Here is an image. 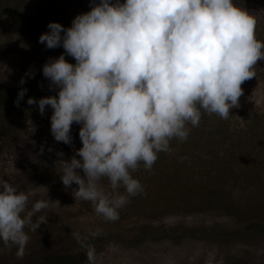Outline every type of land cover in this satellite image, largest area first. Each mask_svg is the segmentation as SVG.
<instances>
[{"label": "clouds", "instance_id": "9594fccd", "mask_svg": "<svg viewBox=\"0 0 264 264\" xmlns=\"http://www.w3.org/2000/svg\"><path fill=\"white\" fill-rule=\"evenodd\" d=\"M257 23L236 0H93L69 27L49 22L39 42L65 52L42 71L58 95L29 96L27 103L42 115L51 106L57 141L71 144L72 124L81 125L82 147L58 160L63 184L78 185L75 199L118 220L130 197L145 191L133 176L141 163L151 169L159 153L172 150L173 139L188 138L189 124L199 126L203 112L227 119L239 105L242 83L256 77L255 66L264 61ZM26 91H19L17 104ZM32 195L0 177V241L17 246V257L25 253L29 231L48 219L37 214L49 201L29 207ZM102 231L97 227L91 236ZM72 235L83 239L79 231ZM86 254L95 264V248Z\"/></svg>", "mask_w": 264, "mask_h": 264}, {"label": "rangeland", "instance_id": "374dc122", "mask_svg": "<svg viewBox=\"0 0 264 264\" xmlns=\"http://www.w3.org/2000/svg\"><path fill=\"white\" fill-rule=\"evenodd\" d=\"M61 1L71 23L77 14L89 11L93 6V0ZM94 2L99 3V0ZM245 4L246 9L258 17L256 36L264 41V0H248ZM19 23L20 19L17 20L11 12L0 11V96L4 92L17 93L26 88V99L32 95L38 100L45 94V85L42 81L43 65L65 50L62 46L48 48L45 43L41 45L15 43L12 44V48H4L7 37L19 36L17 31ZM65 59L75 63V58L71 55L65 54ZM255 70L256 77L244 81L241 85L243 93L239 97V105L230 110L231 130L245 126L253 113L264 112V61H258ZM30 73H34V76ZM22 77L26 78L25 83H21ZM38 110L36 108L32 111L33 113L20 124L19 130L28 140L27 146L30 145V149H34L35 143L39 141L36 147L44 151L51 148L46 146L47 140H40L39 134L44 131V126ZM194 139L195 137H191L189 141H177L185 150L180 151L182 155L180 159L186 160L188 165L196 164L194 156L198 153V146ZM175 144L171 146L172 152L177 149V143ZM59 153L54 150L48 153V167L51 172L48 175L52 174L51 176H32L17 183L16 180L12 181L18 190L34 193L30 197L29 207L38 199L49 201V207L37 214L46 215L48 219L33 233L32 241L27 243L23 257H17V246L1 245L0 262L8 264L37 262L49 254L67 249L70 240L75 238L73 232L79 231L83 238L100 227L102 232H108L113 237L111 242L96 250L95 264H264L263 238L223 242L207 230L208 227L215 225L220 228L232 225L231 216L219 210L202 212L157 210L153 213H143L144 207H137L135 205L137 202L133 204L128 202L120 209L118 220H106L95 212L91 201L75 199L73 190L78 185L63 184L59 174L61 164L58 160L70 159L72 155L63 153L61 157ZM9 159L11 157L7 155L0 158V175L8 176L9 173L15 172V165L13 168ZM142 165L141 163L133 172L135 178L146 179ZM168 227L174 229L173 233L167 232ZM138 232H142V239L134 238ZM123 235L126 237L124 241L121 240ZM80 241L76 239V242ZM86 264H89V261Z\"/></svg>", "mask_w": 264, "mask_h": 264}, {"label": "trees", "instance_id": "16d2710c", "mask_svg": "<svg viewBox=\"0 0 264 264\" xmlns=\"http://www.w3.org/2000/svg\"><path fill=\"white\" fill-rule=\"evenodd\" d=\"M247 1L236 0V3L242 8H247ZM3 9L11 12L17 20L20 19L17 25L19 36L7 37L4 46L6 49L12 48L15 43L44 44L39 42V36L49 31L47 25L51 21H58L65 27L71 26L61 0H0V11H4ZM42 81L45 85L44 96L58 95V86L50 87V81L44 75ZM18 93L19 91L4 92L0 96V158L4 155L10 156L13 168L15 165V172L0 177L11 183L32 176L44 177L51 173L48 167L49 151L63 152L70 156L77 154L76 149L82 147L79 137L81 126L75 122L71 126V144L54 138L50 119L53 109L47 106L43 115L39 112L44 126V131L39 137L41 141L47 140L46 146L51 149L38 150L36 144L38 146L39 141L35 143L34 149H30V145L27 146L28 140L22 136L19 129L20 124L38 108V105L28 104L25 95L17 104ZM229 121L230 117L224 119L217 114L203 112L199 126L189 125L191 131L186 139L189 141L191 137H195L194 140L197 141L198 153L194 156L196 164L188 165L186 160L180 159V151H185L184 146L178 145V139H173L171 146L177 143V152L171 150L159 153L151 169L142 165L146 179L139 180L145 191L130 197L129 204L137 202V207H144L143 213H153L157 210H219L231 216L233 223L223 228L218 225L208 227L207 230L217 239L223 242L244 241L249 238L264 239V112L253 113L247 124L236 130H231ZM13 124L16 125L14 128ZM166 230L173 233L174 229L168 227ZM33 233L29 231L28 242L32 241ZM141 235L142 232H138L134 238L142 239ZM111 237L112 234L102 232L95 237L86 234L80 242H76L75 238V241L71 239L67 249L49 254L31 264H86L87 248L93 246L96 251L100 246L111 242ZM125 239L124 235L121 236V240ZM1 245L10 244L0 241Z\"/></svg>", "mask_w": 264, "mask_h": 264}]
</instances>
